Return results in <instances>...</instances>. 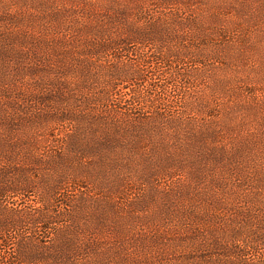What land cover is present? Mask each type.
I'll use <instances>...</instances> for the list:
<instances>
[{"label": "trees", "instance_id": "16d2710c", "mask_svg": "<svg viewBox=\"0 0 264 264\" xmlns=\"http://www.w3.org/2000/svg\"><path fill=\"white\" fill-rule=\"evenodd\" d=\"M78 1L74 46L115 63L87 67L100 90L54 119L72 126L55 153L90 159L91 183L43 185L34 215L0 204V264H264V0ZM15 179L0 168V201L33 193Z\"/></svg>", "mask_w": 264, "mask_h": 264}, {"label": "rangeland", "instance_id": "374dc122", "mask_svg": "<svg viewBox=\"0 0 264 264\" xmlns=\"http://www.w3.org/2000/svg\"><path fill=\"white\" fill-rule=\"evenodd\" d=\"M75 6L78 9L81 7L78 0H0V168L15 170L16 187L29 182L28 174L33 184V193L22 192L20 195L19 191V195L10 194L0 201L16 213L24 211L34 215L39 212L34 201L38 200L43 185L53 186L56 178L59 179L55 188L65 189L61 191V199L68 196V190H72L70 182L74 188L75 179L85 185L91 183L84 175L91 169L90 159L83 162L76 159L75 165V160H69L67 154L62 157V165L56 159L59 155L55 151L60 152L63 148L67 137L72 134V126L69 123L58 124L59 121L54 119L65 115L66 110L83 112L86 109L83 104L86 94L100 90L99 81L93 77L94 74H87V67L92 66L91 70L95 71L94 67L111 66L115 61L110 54L103 61L100 57H97L98 60L96 57L89 58L83 55L85 48L82 43L79 48L74 46L75 34L70 28L73 23L68 10ZM73 19L78 22L79 16ZM83 35L87 36L86 33ZM262 46L264 38L260 40ZM258 63L261 65L259 74L264 72V60L259 59ZM82 66L84 73L80 71ZM258 74L257 82L260 83L264 78L258 77ZM60 93L67 97L68 103L64 104L63 99L58 98ZM43 117L48 121H38ZM116 183L111 175L101 176L95 182V188L113 196L118 191L114 189ZM154 184L155 187L158 185ZM129 186L134 188L133 183ZM158 191L165 192L163 188ZM133 192L132 196L129 195L130 200L141 198L138 192ZM160 193L158 195L162 197ZM59 198L56 196V199ZM117 201L119 205L118 198ZM165 201L170 203L172 198H165L162 202ZM25 204L32 208L27 209ZM147 209L148 212L154 210V204ZM141 228L153 233L158 230L152 227V223H143ZM25 231L27 233L20 228V236L30 238L26 234L31 230L25 228ZM52 233L45 236L42 233L37 236L32 234V238L52 243ZM12 243L11 251H14L16 241Z\"/></svg>", "mask_w": 264, "mask_h": 264}]
</instances>
